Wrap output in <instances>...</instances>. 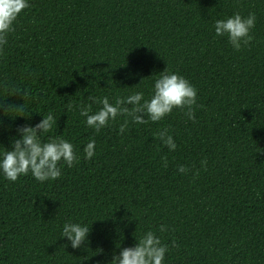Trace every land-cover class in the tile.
Returning a JSON list of instances; mask_svg holds the SVG:
<instances>
[{
    "label": "trees",
    "instance_id": "1",
    "mask_svg": "<svg viewBox=\"0 0 264 264\" xmlns=\"http://www.w3.org/2000/svg\"><path fill=\"white\" fill-rule=\"evenodd\" d=\"M29 2L0 52V103L12 106L0 111V150L52 111L48 136L72 142L80 161L44 183L0 175V264H106L149 230L168 246L165 264H264V0ZM235 13L256 15L239 51L214 31ZM166 68L197 89L194 121L174 109L96 133L79 115L89 96L147 98ZM163 128L174 152L153 138ZM69 221L90 228L79 249L60 238Z\"/></svg>",
    "mask_w": 264,
    "mask_h": 264
},
{
    "label": "clouds",
    "instance_id": "2",
    "mask_svg": "<svg viewBox=\"0 0 264 264\" xmlns=\"http://www.w3.org/2000/svg\"><path fill=\"white\" fill-rule=\"evenodd\" d=\"M29 6V0H0V52L7 46L9 34L14 31L19 16ZM255 25V13H249L247 16L235 13L214 22L215 36H226L233 50L239 51L251 43L253 39L251 32ZM24 95L25 93L22 96L23 100ZM197 95V89L184 76L170 72L166 68L155 79L147 98L143 91L117 97L114 103L110 102L107 96L101 99L89 96L91 103L82 105L79 115L85 118L86 126L96 133L109 127L118 118H123L119 128V132L123 134L130 122L137 125L146 124L148 121L156 123L170 115L174 109L184 111L187 118L194 121ZM92 104L101 106L93 111ZM11 107L6 108L0 103V111L5 113ZM41 116V121L35 125L25 124L17 127L11 148L3 147L0 150V175L6 180L16 182L19 177L30 174L41 183L54 181L61 177L65 167L71 168L79 163V150L72 142L62 135L48 136L53 127L57 126L54 113L49 111ZM153 138L158 139L170 152L177 148L174 137L167 128L159 130ZM95 149L96 140L90 138L83 147L84 159L91 160L96 155ZM163 165L167 167L166 158H163ZM178 171L187 173L188 169L178 166ZM160 231H166V227L161 225ZM89 234L90 228L86 223L69 221L62 226L60 238L67 240L64 247L70 246L75 250L88 241ZM136 241L132 247L119 246L118 254L114 252L106 264H165L169 249L154 231L144 232Z\"/></svg>",
    "mask_w": 264,
    "mask_h": 264
}]
</instances>
